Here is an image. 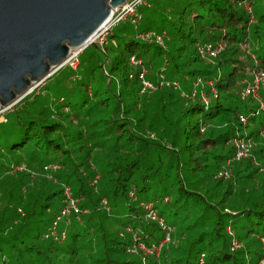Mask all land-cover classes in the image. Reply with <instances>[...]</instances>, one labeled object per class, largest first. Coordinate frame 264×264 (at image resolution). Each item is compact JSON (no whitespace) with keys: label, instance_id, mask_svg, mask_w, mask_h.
<instances>
[{"label":"trees","instance_id":"obj_1","mask_svg":"<svg viewBox=\"0 0 264 264\" xmlns=\"http://www.w3.org/2000/svg\"><path fill=\"white\" fill-rule=\"evenodd\" d=\"M138 12L1 114L0 264L264 259V90L242 95L264 77V0H146ZM240 137L252 153L232 160ZM65 188L80 212L61 219L67 230L59 220L64 238L46 236ZM138 243L161 247L127 251Z\"/></svg>","mask_w":264,"mask_h":264},{"label":"water","instance_id":"obj_2","mask_svg":"<svg viewBox=\"0 0 264 264\" xmlns=\"http://www.w3.org/2000/svg\"><path fill=\"white\" fill-rule=\"evenodd\" d=\"M126 0H0V109L93 42Z\"/></svg>","mask_w":264,"mask_h":264},{"label":"built area","instance_id":"obj_3","mask_svg":"<svg viewBox=\"0 0 264 264\" xmlns=\"http://www.w3.org/2000/svg\"><path fill=\"white\" fill-rule=\"evenodd\" d=\"M144 4H146V0H126L124 4L116 7L113 10L109 20L95 34V36L93 38V42L96 41L99 44H102L104 42L106 34L112 29V27L123 22V21H125V20H129L131 24H136L140 20V17H141V14L138 12V8ZM153 35L154 34L152 32H148V33L143 34L142 37L145 39H147V38L152 39L151 37ZM162 36H164V35H156L155 36V40L159 44L163 43L162 42ZM223 48H224V46L221 43L217 44V46H215V47H213L211 44H208V45L201 47L200 52L205 51L208 54H210V56H215V55L219 54L223 50ZM82 50H73L71 55L69 56V58L63 63L62 66L69 64L70 66L75 67L77 62H78V59H77L78 54ZM131 62L134 64H139L140 60H136L132 57ZM145 75H146V70L143 69L139 73V79L142 83V89L143 90L155 89L157 87L156 84L153 83L152 81L146 79ZM158 82H159L158 83L159 87L163 86V85H169V82H167L165 80L164 75L160 76V80ZM173 85L177 86V82H173ZM259 88H262L264 90V77L259 76V75H254L252 84L247 85L243 89L242 95L247 96L249 94H253L254 96H258ZM12 106L13 105H10V106H7V107L0 109V114H2L4 111L9 110ZM239 119L241 122L246 123V118L243 117L242 115L239 116ZM232 142H233V145L235 147V152H234V156L232 157V160H240L242 158L249 156V152L251 151V147H252V143L250 140L240 137V138H234ZM229 162H230V160L227 161V163H229ZM228 175L229 174H228V171L226 169L224 171H221L218 173V176L228 177ZM64 194L67 198V205L61 210L60 215L57 216L55 221L52 223V226L50 227L49 232L46 234V236L52 235V236L64 238V236H65L64 231H62L60 234H58V232L56 231V226H57L59 220H61L64 217H67L72 212L75 214H78L80 212V210L77 206L76 200L70 196L68 188L64 189ZM102 203L104 205H107V201L105 199L102 200ZM145 207L147 210V216H149L155 220L158 219V216L156 215L155 211H153L151 204L146 205ZM227 232L229 234H232L231 229L229 227H227ZM164 241H168L167 235L163 238L161 243ZM262 241L264 242V240H262ZM160 247H161V244H159V245L152 244L151 246L146 247L143 243H138L137 246H135V245L129 246L127 251L130 253H136V251L139 249L144 254L148 253V254H156L157 255L159 250H160ZM237 247H239V243L237 242L236 239L232 238L231 248L234 249ZM198 264H202V257L199 259ZM259 264H264V259H261Z\"/></svg>","mask_w":264,"mask_h":264},{"label":"rangeland","instance_id":"obj_4","mask_svg":"<svg viewBox=\"0 0 264 264\" xmlns=\"http://www.w3.org/2000/svg\"><path fill=\"white\" fill-rule=\"evenodd\" d=\"M148 40H151V39H149V38H147ZM98 40V39H97ZM250 57L252 58V56L250 55ZM247 58V61L250 63L253 59H251V58ZM44 81V80H43ZM42 81V82H43ZM240 81V83H242L243 85H245L246 83H249L251 80H250V77H245L244 79H241V80H239ZM42 82L41 83H39L38 85H36V86H40V85H42ZM35 86V87H36ZM34 87V88H35ZM258 98H259V96H257ZM261 97V96H260ZM263 104H264V101H263ZM0 118H1V114H0ZM254 145H256V143L254 144ZM252 153V150L249 152V155ZM21 169V168H20ZM19 170V169H18ZM58 187L56 186L55 187V189H57ZM69 229L68 227H67V225H65V223H64V219L63 220H61L60 221V223H59V226H58V229ZM261 248H262V250L264 251V242L263 241H261Z\"/></svg>","mask_w":264,"mask_h":264}]
</instances>
